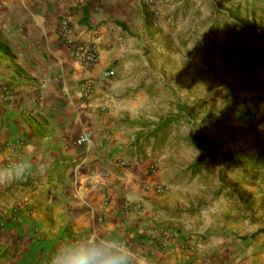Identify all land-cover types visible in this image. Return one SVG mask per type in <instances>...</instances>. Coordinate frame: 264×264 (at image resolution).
I'll use <instances>...</instances> for the list:
<instances>
[{"label":"rangeland","instance_id":"rangeland-1","mask_svg":"<svg viewBox=\"0 0 264 264\" xmlns=\"http://www.w3.org/2000/svg\"><path fill=\"white\" fill-rule=\"evenodd\" d=\"M140 3L145 32L162 50L146 46L149 56L164 60L161 84L142 103L158 121L141 126L150 154L140 159L161 171L162 192H153L179 207L160 238L204 246L207 264H264V0H155L156 16ZM9 97L1 92L0 103ZM37 180L0 184V264H47L66 236L105 228L102 219L51 215L55 192Z\"/></svg>","mask_w":264,"mask_h":264},{"label":"crops","instance_id":"crops-1","mask_svg":"<svg viewBox=\"0 0 264 264\" xmlns=\"http://www.w3.org/2000/svg\"><path fill=\"white\" fill-rule=\"evenodd\" d=\"M141 10L140 0H0L6 20L0 93L10 94L8 103H0V162L30 157L31 176L55 192L51 215L80 224L102 219L148 264H207L204 246L183 250L160 238L165 226H174L179 207L153 192L163 184L161 171L140 159L150 154L141 143V126L158 121L141 113L142 103L147 90L161 84L164 68L161 55L153 59L147 51L152 46L162 52L146 34ZM61 20L68 22L66 37L57 31ZM69 38L93 48L96 63L77 64ZM82 135L88 141L76 145ZM14 142L22 145L3 147ZM121 154H131V161ZM119 161L127 166L119 167ZM23 194L30 195L24 189Z\"/></svg>","mask_w":264,"mask_h":264},{"label":"clouds","instance_id":"clouds-1","mask_svg":"<svg viewBox=\"0 0 264 264\" xmlns=\"http://www.w3.org/2000/svg\"><path fill=\"white\" fill-rule=\"evenodd\" d=\"M32 174L31 158L19 157L0 167V183L22 181ZM47 264H148V261L117 230L91 227L61 240Z\"/></svg>","mask_w":264,"mask_h":264},{"label":"built area","instance_id":"built-area-1","mask_svg":"<svg viewBox=\"0 0 264 264\" xmlns=\"http://www.w3.org/2000/svg\"><path fill=\"white\" fill-rule=\"evenodd\" d=\"M142 2L144 4L145 11L153 16H156L155 0H142ZM57 31L63 37L68 36L67 34L69 31L68 22L66 20H61L57 26ZM67 44L72 49V54L75 62L80 66L89 67L96 63L97 54L93 48L81 44L75 40L73 41L70 38L67 40ZM111 75H112L111 71L107 72V76H111ZM82 89H83L82 91L86 93L88 91V86L85 84L83 85ZM87 141H88V136L82 135L75 141V144L81 145L83 143H86ZM117 165L119 167H126L127 163L125 161H119L117 162ZM153 191L156 193H161L162 188L161 186H155L153 187Z\"/></svg>","mask_w":264,"mask_h":264},{"label":"trees","instance_id":"trees-1","mask_svg":"<svg viewBox=\"0 0 264 264\" xmlns=\"http://www.w3.org/2000/svg\"><path fill=\"white\" fill-rule=\"evenodd\" d=\"M257 233H264V230H259Z\"/></svg>","mask_w":264,"mask_h":264}]
</instances>
